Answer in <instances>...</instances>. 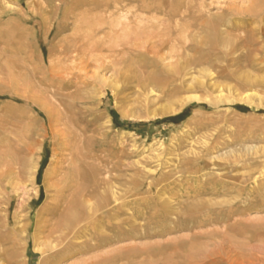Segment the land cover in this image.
Here are the masks:
<instances>
[{
	"label": "rangeland",
	"instance_id": "obj_1",
	"mask_svg": "<svg viewBox=\"0 0 264 264\" xmlns=\"http://www.w3.org/2000/svg\"><path fill=\"white\" fill-rule=\"evenodd\" d=\"M240 3L0 0V264H264V22ZM80 145L68 199L110 205L48 252Z\"/></svg>",
	"mask_w": 264,
	"mask_h": 264
},
{
	"label": "bare ground",
	"instance_id": "obj_2",
	"mask_svg": "<svg viewBox=\"0 0 264 264\" xmlns=\"http://www.w3.org/2000/svg\"><path fill=\"white\" fill-rule=\"evenodd\" d=\"M239 8L241 9V14H242L243 19H251L259 25L263 24V22H264V0H241ZM246 21H249V20H246ZM263 27L264 26L258 27V31L260 30V33L264 32ZM176 74H178V73H176ZM217 89H219V91L216 92L217 97L215 98V101L218 103H221V102H223L225 97L223 96L222 91H220V88L218 87ZM28 94H30V93L28 92ZM28 94L27 93L21 94V95L18 94V96L21 99L28 101L30 104L40 106V108H41V106L44 105L41 100H37L31 95L29 96ZM245 99L247 101L248 98L245 97ZM44 113L47 114L46 119H47V121H49L51 112H49L45 108ZM61 136H63V135H60L57 137H61ZM66 146H67V143H66ZM74 152L75 153L70 154L71 156H70V160L68 162V169L67 170L69 171L70 177L68 180H66V182L61 184L59 189L56 191V194H61L63 196L67 195V196L63 197L60 200V202H55L53 204V206L48 208V210H47V217L50 218V220L47 222V226H46V229L44 232V237L42 239L44 241L45 249L48 252L54 251L57 253H64V252H67V250L69 248L71 249V247L74 246L75 242H79V240L81 238V230L83 228V224L85 222H87L86 220L93 218L95 214L101 212L102 210L109 207V205H110L109 202H106L105 206H101L98 208L96 207V208H94V210L89 205V210H88L89 213L86 215L83 213L85 202H81L82 191H81V193L79 192L78 194H76L73 197H71L70 199H68L69 192L75 185L74 181H76V177L78 178L79 183H81V180H82L81 179V172L83 170L82 167L85 166V165H83L81 167V165L83 164L81 161V145ZM62 165H64V164H62ZM53 173H54V170H53ZM62 173H64V172H62ZM84 178H85V175H84ZM83 181H85V180H83ZM77 184H78V182H77ZM75 245H77V244H75ZM36 249H37V247H36ZM42 253H44V252H42Z\"/></svg>",
	"mask_w": 264,
	"mask_h": 264
}]
</instances>
